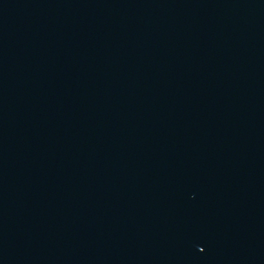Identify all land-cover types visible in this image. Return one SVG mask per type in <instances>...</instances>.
I'll return each mask as SVG.
<instances>
[{"label":"water","instance_id":"1","mask_svg":"<svg viewBox=\"0 0 264 264\" xmlns=\"http://www.w3.org/2000/svg\"><path fill=\"white\" fill-rule=\"evenodd\" d=\"M0 264H264V0H0Z\"/></svg>","mask_w":264,"mask_h":264}]
</instances>
